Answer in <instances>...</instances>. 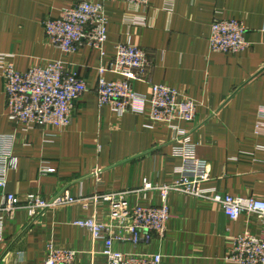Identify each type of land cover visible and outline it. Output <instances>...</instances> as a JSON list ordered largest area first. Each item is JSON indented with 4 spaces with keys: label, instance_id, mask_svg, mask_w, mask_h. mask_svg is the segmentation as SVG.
<instances>
[{
    "label": "crops",
    "instance_id": "obj_1",
    "mask_svg": "<svg viewBox=\"0 0 264 264\" xmlns=\"http://www.w3.org/2000/svg\"><path fill=\"white\" fill-rule=\"evenodd\" d=\"M78 1L0 0V54L16 71L60 61L88 84L67 128L25 131L8 120L0 75V136L15 134L12 153L18 160L7 174L4 193L46 200L62 191L82 199L114 194L129 208L159 206L157 192L144 196L140 191L143 181L174 182L180 177L181 153L188 151L209 166L204 189L264 199V129L256 128L264 123V0H151V28L127 24L128 8L113 0L104 4V57L87 47L63 54L46 37L44 23ZM213 18L242 22L248 48L236 55L212 53L208 37ZM129 37L153 64L148 82L134 84L137 93L148 94L150 84H162L196 102L195 121L176 123L183 135L152 127L148 113L119 116L98 106L99 78H119L110 71L100 76L99 69L109 67L114 48ZM2 194L0 190V202ZM166 203L171 219L163 238L154 236L149 244L135 247L116 242L114 248L160 254L164 264H228L224 258L231 238L261 229L255 215L231 221L216 206L181 193L170 194ZM110 210L109 202L84 201L49 209L35 220L21 206L0 225V264H43L49 241L76 252L75 264H102V242H93L73 222L94 217L110 235L127 237Z\"/></svg>",
    "mask_w": 264,
    "mask_h": 264
},
{
    "label": "built area",
    "instance_id": "obj_2",
    "mask_svg": "<svg viewBox=\"0 0 264 264\" xmlns=\"http://www.w3.org/2000/svg\"><path fill=\"white\" fill-rule=\"evenodd\" d=\"M113 0H101L91 3L79 0L70 7L63 8L56 18L48 19L44 29L50 44L63 54H73L82 47L100 52L104 57L103 46L107 41V18L104 4ZM130 12L126 23L141 28H151V18L147 12L151 0H120ZM247 28L234 19L213 18L208 37L212 53L236 55L248 48L245 40ZM152 62L141 47L130 42L118 44L110 55V64L100 68L99 75L110 71L119 78L105 81L99 78L96 96L99 107H108L121 116L125 112L148 113L152 127H166L183 135L176 123H193L196 118V102L182 96L177 90L166 85L150 84L148 94H139L134 89L137 82H148ZM0 75L3 79L8 120L15 126L29 131L34 128L65 129L70 125L73 110L84 94L87 82L78 75L75 68H69L60 61H53L43 67H33L18 72L0 54ZM257 130L264 129V123L257 124ZM15 134L0 136V190L3 192L0 202V225L3 218L11 217L24 206L32 218H37L49 209L73 205L84 201L110 203V214L119 228L127 233L110 235L108 228L96 218L76 220L73 226L86 230L93 242L103 244L102 264H164L160 254L125 253L114 248V244L126 243L131 246L149 244L153 237L163 238L171 213L167 197L172 193H181L189 197L204 200L219 208L231 221L242 214L255 215L261 229L258 234L241 233L230 240V247L224 261L228 264H264V199L253 197L240 198L223 195L215 190L204 189L209 180V166L206 162L194 158L188 151L182 152V165L178 168L179 178L168 184H152L143 181L141 192H157L162 200L159 206H134L119 203L117 196L102 195L89 199L72 197L68 191H62L46 200L38 195L27 194L20 198L4 193L7 186V174L17 167V158L12 153ZM44 170L42 173H46ZM41 173V174H42ZM127 222V223H126ZM77 253L59 247L52 241L46 244L43 264H75Z\"/></svg>",
    "mask_w": 264,
    "mask_h": 264
},
{
    "label": "water",
    "instance_id": "obj_3",
    "mask_svg": "<svg viewBox=\"0 0 264 264\" xmlns=\"http://www.w3.org/2000/svg\"><path fill=\"white\" fill-rule=\"evenodd\" d=\"M38 217H39V216H38ZM38 217H37V218H38ZM37 218H36V219H37ZM36 219H35V220H36ZM35 220H34V221H35Z\"/></svg>",
    "mask_w": 264,
    "mask_h": 264
}]
</instances>
